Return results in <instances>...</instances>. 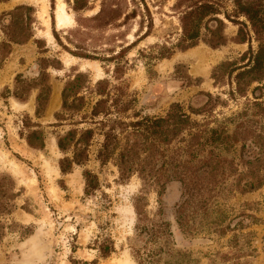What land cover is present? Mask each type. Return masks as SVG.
I'll return each instance as SVG.
<instances>
[{
    "label": "rangeland",
    "instance_id": "obj_1",
    "mask_svg": "<svg viewBox=\"0 0 264 264\" xmlns=\"http://www.w3.org/2000/svg\"><path fill=\"white\" fill-rule=\"evenodd\" d=\"M72 1L0 0V13L19 4L31 6L33 29V36L26 42L11 46L0 66V175L12 177L16 193L10 201L14 203L12 211L0 214V264H135L129 247L132 243L142 245L132 231V200L139 194V179L132 175L125 182L117 181L111 162L100 165L95 160L100 142L97 135L91 140L88 161L82 168L96 175L98 190L83 194L81 167L73 166L66 174H60L57 167L61 154L54 136L69 125L65 121L53 126V114L59 110L63 84L74 74L83 73L90 84L101 78L122 82L134 98L132 110L141 115H163L175 102L189 113L190 108L201 107L208 92L225 104L215 101L205 116L189 114L196 121L205 118L210 122L236 110L241 101L227 100L224 82L214 84L210 77L214 66L235 59L246 49L245 43L229 40L236 25L223 19V34L228 38L224 45L211 48L200 41L185 49L173 48L168 56L158 58L154 56L157 47L169 46L180 33L176 0H85L86 8L76 13L71 9ZM102 1L112 19L92 20ZM225 5L230 8L228 0ZM59 7L67 23L57 27L55 12ZM131 10L134 15L123 18ZM70 52H82L91 58ZM67 58L69 62H65ZM85 60L96 63L95 68L81 67ZM115 65L117 79L112 72ZM42 70L47 74L50 92L42 116L35 119V89L24 95V101L2 92L4 87L12 89L17 74L29 82ZM85 96L93 99L87 93ZM24 114L38 122L44 132L40 150L29 148L18 135ZM142 195L137 203L147 218L161 217L170 223L165 241L150 244L160 264H264V184L221 201L226 218L232 217L231 224L238 219L243 224L225 236L215 234L212 225L204 221H195L189 231L178 229L173 216L180 195L176 181L164 186L160 215H156L155 192L148 188ZM240 212L246 215L238 216ZM233 232L237 234L236 247L229 242ZM105 236L112 240L114 251L100 258L94 240Z\"/></svg>",
    "mask_w": 264,
    "mask_h": 264
},
{
    "label": "trees",
    "instance_id": "obj_2",
    "mask_svg": "<svg viewBox=\"0 0 264 264\" xmlns=\"http://www.w3.org/2000/svg\"><path fill=\"white\" fill-rule=\"evenodd\" d=\"M226 1L176 0L174 7L178 9L180 33L169 46L159 45L154 56L166 57L173 48L185 49L200 41L211 48L224 45L228 38L223 34V19L236 25L235 34L229 40L245 43L246 49L235 59L221 61L210 73L214 84L224 82L227 100H241L238 108L228 115L210 122L190 117L189 113L205 116L215 101L225 104L217 95L208 92L204 93L207 98L201 107L190 108L189 113L175 102L163 115H141L132 110L134 98L122 82L101 78L90 84L80 72L67 80L60 90V107L53 114L55 123L52 125L58 126L65 121L69 125L54 136L61 154L57 159L60 174L70 172L73 166L86 165L91 140L97 135L100 142L95 149V160L100 165L111 162L117 171V181L125 182L132 175L140 181L139 194L132 200L135 216L132 231L135 240H141L142 245L132 243L129 247L135 264H160L150 244L165 241V235L170 233L168 221L161 217L149 219L144 214L137 203L143 191L150 188L155 192L156 215H160L164 186L176 181L180 195L174 204L173 216L178 229L189 231L195 221H204L212 225L215 234L225 236L229 231L241 229L243 224L241 219L231 224L232 217L226 218L221 201L264 184V0H228L229 9ZM85 8V0L72 1L73 12ZM104 9L102 1L92 20H111V11ZM30 10L31 6L19 4L0 13V66L13 44H23L33 36ZM133 12H126L123 18L134 15ZM70 53L91 58L82 52ZM117 70V66H113L114 79H117ZM31 89L36 90L33 118L37 119L44 112L50 92L43 70L29 82L17 74L12 89L4 87L2 95L24 101V95ZM86 93L93 99L88 100ZM18 135L29 148L40 150L44 147L40 124L27 114L20 119ZM81 177L84 195L99 189L98 179L89 169L82 168ZM14 188L11 176L0 175V214H9L14 208V203L10 202L16 195ZM239 215L246 214L240 212ZM229 242L237 246L236 233L231 234ZM94 244L100 258L114 251L112 240L107 236L94 240Z\"/></svg>",
    "mask_w": 264,
    "mask_h": 264
},
{
    "label": "bare ground",
    "instance_id": "obj_3",
    "mask_svg": "<svg viewBox=\"0 0 264 264\" xmlns=\"http://www.w3.org/2000/svg\"><path fill=\"white\" fill-rule=\"evenodd\" d=\"M63 11H62V8L61 7H59L57 10H56V12H55V20H56V26L57 27H60V26H62V25H64V23L67 21V20H65V18H64V16H63ZM46 23H47V21H46ZM67 23V22H66ZM48 25V24H47ZM47 34H48V36H49V39L50 38H52L50 35H49V33L47 32ZM71 60H75V59H71ZM70 61V59L69 58H67V59H65V62H69ZM65 65H66V63H65ZM95 65H96V63H94V62H90V61H88V60H85V61H83L82 63H81V67H86V68H89V69H94L95 68Z\"/></svg>",
    "mask_w": 264,
    "mask_h": 264
}]
</instances>
